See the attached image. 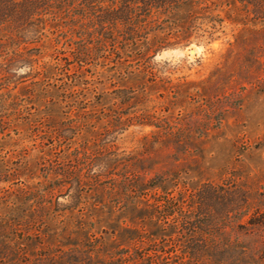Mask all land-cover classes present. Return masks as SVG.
Listing matches in <instances>:
<instances>
[{"label":"rangeland","instance_id":"374dc122","mask_svg":"<svg viewBox=\"0 0 264 264\" xmlns=\"http://www.w3.org/2000/svg\"><path fill=\"white\" fill-rule=\"evenodd\" d=\"M201 7L146 58L94 29L42 91L37 44L0 58V264H264V0Z\"/></svg>","mask_w":264,"mask_h":264},{"label":"trees","instance_id":"16d2710c","mask_svg":"<svg viewBox=\"0 0 264 264\" xmlns=\"http://www.w3.org/2000/svg\"><path fill=\"white\" fill-rule=\"evenodd\" d=\"M204 1L0 0V58L3 56L10 61V56L20 55L29 44H37L36 55L46 59L44 66L38 70L30 62L28 67L30 73H37L35 83L40 86L36 90L42 91L53 80L65 82V78L72 75L71 69L76 68V60L80 64L90 60L88 45L94 41V29H100L101 37H97V42L106 45L110 40L117 63L129 61L134 54L146 58L152 49L160 51L190 43V11L196 8L199 12ZM105 27L107 29L103 30ZM55 28H59L58 33H70L69 44L78 45L72 52L73 63L52 61L55 45L59 44L50 33ZM214 34L209 35L210 40L214 39ZM75 75L76 70L71 78L76 79ZM2 89L0 86V92ZM6 94L0 93V97Z\"/></svg>","mask_w":264,"mask_h":264},{"label":"water","instance_id":"95a60500","mask_svg":"<svg viewBox=\"0 0 264 264\" xmlns=\"http://www.w3.org/2000/svg\"><path fill=\"white\" fill-rule=\"evenodd\" d=\"M194 49H190L191 52H193Z\"/></svg>","mask_w":264,"mask_h":264}]
</instances>
